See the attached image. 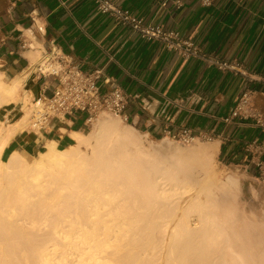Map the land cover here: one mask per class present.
Segmentation results:
<instances>
[{
    "label": "bare ground",
    "instance_id": "1",
    "mask_svg": "<svg viewBox=\"0 0 264 264\" xmlns=\"http://www.w3.org/2000/svg\"><path fill=\"white\" fill-rule=\"evenodd\" d=\"M28 74L0 76V106L22 101ZM25 118L0 131V264H264V216L235 209L234 176H210L216 141L193 168L101 118L87 136L72 132V146L50 140L31 162L17 151L2 160Z\"/></svg>",
    "mask_w": 264,
    "mask_h": 264
},
{
    "label": "crops",
    "instance_id": "2",
    "mask_svg": "<svg viewBox=\"0 0 264 264\" xmlns=\"http://www.w3.org/2000/svg\"><path fill=\"white\" fill-rule=\"evenodd\" d=\"M144 22L162 25L195 44L206 56L236 61L246 75L220 71L196 57L185 58L157 41L143 40L129 27L99 13L93 0H0V58L11 74H24L31 64L25 53L35 41L41 53L51 47L83 70H101L103 79L120 86L127 96L124 120L150 138L182 129L210 132L222 165L250 188L257 179L255 160L264 153V0H111ZM36 27H42L37 31ZM15 78V77H14ZM35 94L52 78L29 81ZM253 91L255 119L222 121L245 90ZM45 133L21 131L19 145L43 147L47 140H72L82 132L81 116L63 126L52 123Z\"/></svg>",
    "mask_w": 264,
    "mask_h": 264
},
{
    "label": "built area",
    "instance_id": "3",
    "mask_svg": "<svg viewBox=\"0 0 264 264\" xmlns=\"http://www.w3.org/2000/svg\"><path fill=\"white\" fill-rule=\"evenodd\" d=\"M211 1L199 0L203 6L210 5ZM93 3L99 13L109 16L122 26L129 27L143 40L157 41L182 57L199 58L220 71H232L246 75V71L242 70L238 62L206 56L195 44L181 38L176 31L164 28L159 24L146 23L128 9L115 5L111 0H93ZM36 29L42 31V27H36ZM27 47L33 49L31 43L27 44ZM25 71L29 74L23 82V87L29 81L52 78L49 93H47L46 86L43 85L38 89L35 99L31 101V106L27 105L29 110L28 127L31 132L39 134L51 131L52 123L63 126L67 122H72V117L76 115L81 116L84 128L91 125L102 112L124 119L127 96L123 89L111 83L109 79H103V82L110 86L108 90L102 91L98 84L101 70H83L55 47L41 53L34 63L27 65ZM221 119L225 123H230L235 119L242 121L255 119L261 123L260 115L253 104V91L245 90L227 115ZM167 137L183 143H191L196 140L211 141L213 134L210 132L192 133L189 129H182ZM249 146L259 153H264V145H258L257 140L251 141ZM255 163L258 169L257 179L264 183V160H255Z\"/></svg>",
    "mask_w": 264,
    "mask_h": 264
},
{
    "label": "rangeland",
    "instance_id": "4",
    "mask_svg": "<svg viewBox=\"0 0 264 264\" xmlns=\"http://www.w3.org/2000/svg\"><path fill=\"white\" fill-rule=\"evenodd\" d=\"M32 46L33 49L29 50L27 53H25L24 55L27 56V58L30 60L31 63H34L39 56L41 55V51L38 50V45L35 41H32ZM23 72H25V69H23ZM0 77L2 81H4V83L8 84L10 83L13 79L16 78V76L19 78H21L23 76L22 74H11L8 72L7 68L5 67V65L3 64L1 58H0ZM15 77V78H14ZM22 80V79H21ZM19 79V99L21 97L20 103L14 104L9 103L6 106H0V131L3 130L7 127V126H11L15 123H18L19 120L25 115V124L11 137L10 141L8 142V144L6 145V147H4V149L2 150V160H6V158L8 157V155L13 152V151H17L26 161L31 162L37 155L39 152L43 151L44 146L43 147H39V146H34V147H29L26 145H19L16 140H15V135L18 134L21 131H30L29 127H28V106H31V101L33 99H35L36 94L35 91L33 89L32 86L29 87L30 82L27 83L26 86L23 87V82ZM25 92V93H24ZM24 94V95H23ZM27 95V96H26ZM18 96V93H17ZM23 97V98H22ZM25 101V102H24ZM24 105V107H22L21 105ZM17 106V107H16ZM23 108V109H22ZM101 118H108L110 119L112 122L117 123V125L121 126V127H128L131 128L130 125L127 124V122L120 116L117 115H113L107 112H102L98 115V117L92 122L91 125H89L88 127L83 128L81 131L79 132V134L83 135V136H87L89 133L93 131H95L97 129L96 125L98 124V121ZM114 123V124H115ZM6 126V127H5ZM5 127V128H4ZM3 128V129H2ZM96 128V129H95ZM132 129V128H131ZM2 132L0 133V135L2 134ZM137 134V136H139L140 141L142 142V144L152 150H158V152L163 153V154H167L169 156H180L182 158H184L185 163H188L189 165H191L193 168H196V158L200 155L201 156V151L202 150H206L209 145L212 144L213 141H203V140H196L194 142L191 143H183L179 140L176 139H171L170 137H160V138H150L147 137L146 135H144L143 133H140L138 131H133ZM50 141V140H47ZM74 140L72 137V140L69 142H65V143H60L57 147L62 149L65 147H69L70 145L72 146L74 144ZM45 145V144H44ZM176 146H179V150L175 148ZM84 151L85 149L82 148ZM200 151V154H198V150ZM196 152L198 153H195ZM157 152V151H156ZM209 171L210 172V176L212 178V181L215 185H217L220 182H223L229 175H232L236 178V184L233 187L234 190V207L235 209H237L238 212H240L241 214L243 213V215L245 216H256L257 218H259L260 216H264V188L259 187L258 184H255L252 187H248L246 182L244 180L239 179L236 175V172H231L229 171L227 168H225L222 163L220 162V159L218 158L216 152L211 153L209 156ZM236 174V175H235ZM5 179V178H2ZM6 180H3V182H6ZM213 184V187H214ZM198 188V187H197ZM215 188V187H214ZM213 188V189H214ZM198 190V189H197ZM215 190H217L215 188ZM218 191V190H217ZM215 195L217 196V198L219 199V197H222V200L224 199L223 196L219 193H217L216 191L214 192ZM219 195H217V194ZM201 198L199 197L200 200H204L207 196V194L200 193L199 194ZM221 195V196H220ZM219 196V197H218ZM185 201H188L187 199H190V196L186 195L184 197ZM221 199V198H220ZM221 200V201H222ZM188 218H191V222H193L197 215L198 212L197 211H193L190 210L188 213ZM190 216V217H189ZM187 217V215H186ZM187 218V219H188Z\"/></svg>",
    "mask_w": 264,
    "mask_h": 264
}]
</instances>
